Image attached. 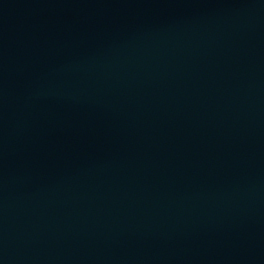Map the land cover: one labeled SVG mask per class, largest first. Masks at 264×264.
<instances>
[{"label":"water","instance_id":"1","mask_svg":"<svg viewBox=\"0 0 264 264\" xmlns=\"http://www.w3.org/2000/svg\"><path fill=\"white\" fill-rule=\"evenodd\" d=\"M0 264H264V0H0Z\"/></svg>","mask_w":264,"mask_h":264}]
</instances>
